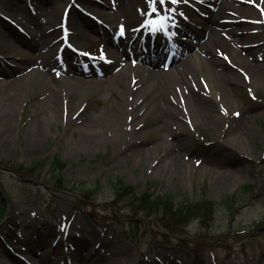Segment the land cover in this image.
<instances>
[{"label":"rangeland","instance_id":"obj_1","mask_svg":"<svg viewBox=\"0 0 264 264\" xmlns=\"http://www.w3.org/2000/svg\"><path fill=\"white\" fill-rule=\"evenodd\" d=\"M150 1L43 0L45 12L56 15L40 21L41 0H0V68L8 74L0 72V82L20 79L14 89L0 86V97L11 101L2 116H15L10 133H0V264H194L196 255L200 264H264V71L251 81L244 68L264 41V0L239 3L241 12L217 9L215 0H155L159 31ZM176 45L190 50L167 66ZM218 49L219 65L210 51ZM194 55L193 83L208 93L191 106L175 73ZM123 64L140 70L143 87L155 84L141 100L132 104L129 75L116 85L124 91L121 114L115 91L84 101L72 93L71 108H62L56 122L40 121L38 147H28L31 121L43 113L37 107L51 86L63 85L62 77L107 78ZM90 117L91 127H82ZM57 157L68 164L60 189L50 181ZM20 165L34 175L18 174ZM117 179L175 206L202 199L217 206L210 220H191L179 236L162 237L159 220L143 213L134 232L136 219L123 203L114 215L108 210L110 180ZM84 189L94 192L80 198ZM41 224L48 227L38 234Z\"/></svg>","mask_w":264,"mask_h":264},{"label":"bare ground","instance_id":"obj_2","mask_svg":"<svg viewBox=\"0 0 264 264\" xmlns=\"http://www.w3.org/2000/svg\"><path fill=\"white\" fill-rule=\"evenodd\" d=\"M43 0H41L40 5H38V8L41 9V14H37L38 20L40 21H45L46 19H50L55 17L56 13L55 12H45L46 6L44 5V3L42 2ZM248 0H215L216 4H217V9H225V10H230V11H234V12H241V6L239 3L245 2ZM239 4V5H238ZM264 5V2H263ZM44 11V12H43ZM215 19V16H213ZM260 19V18H259ZM213 20V19H212ZM258 23L259 21L256 20ZM39 23V22H38ZM43 25V22H40L39 24H36L34 27L36 29H38L39 31L43 32L44 27L41 26ZM175 28L178 29L179 31L181 30V28L179 27V21L176 22ZM174 36L179 35L177 32L173 33ZM168 38V37H167ZM234 42V41H232ZM231 42V43H232ZM21 45L25 46V43L23 41L19 42ZM264 44V41H258L257 42V53L254 57L253 63L249 64L248 67L244 66V68L246 69V71L250 72V80L252 81L254 79V77H258V74L260 73V71H264V58L262 56V53L260 52L262 50L261 45ZM177 46V45H176ZM163 48H166V45L163 46ZM163 48L158 50V52L163 51ZM198 48L201 49H205V45H198ZM225 48V47H223ZM189 49V47H184V46H180L178 45L176 47V53L180 54L181 52L186 53ZM211 51V62L213 64H218V59H220L218 57V55H220V51L221 50H210ZM209 51V52H210ZM8 58H12L13 61H17L20 60V57H14L12 56H8ZM52 59V54L49 53L48 57L45 58V60H43V63L49 62ZM133 59V58H132ZM173 58H170V61L168 63V65L175 63L176 60H172ZM219 65V64H218ZM199 66L198 63V58L196 57V55L192 56L190 59H188L182 66H180L178 68V70H176V75L178 78H180V82L183 84L184 89H188V92H186L187 94H185L184 91V97L186 98V100H188L189 105L193 106L194 103H197L198 101H200L201 96H205V94H207L204 89H201L200 87H198L196 84L193 83V77H194V72L196 71L197 67ZM22 69H18L17 72H20ZM0 72L2 73V75L4 76L6 74V76H8L7 72H4L1 68H0ZM51 71L48 69L47 73H50ZM126 75L131 76L134 79V88L132 91H134L133 93V103L132 104H136L137 100H141L143 95L146 94L148 92V90L150 88H153V86L155 85L154 83H151L149 86H147L146 88L143 87V82L141 79V72L139 69H135V68H131L129 64H123L120 68V70L116 73L111 75L110 77L107 78H97L94 76H88V77H83V78H79V79H63L64 84L60 85V83L57 82V84H54L53 86H51V91L50 93H45V97L41 100L39 106L37 107L41 112L43 111V113H41L39 115V117L33 119L31 121V128L34 129V139L29 140L28 141V147L36 149V147H38L37 142H38V138L41 135V126L39 125L42 120H45L48 123H53L57 121V115L60 114V111H62V108H71L70 102L68 101V99L70 98V94H76L78 95L80 98H82V100H86L92 96H97V95H104V94H108L109 91H115L116 94L114 95V99H113V104L116 105V108L120 111V114L123 112H125V110L120 106L122 104V92L118 91L116 88L117 82L120 80V77H125ZM5 77V76H4ZM11 78V77H10ZM174 78V77H173ZM136 79H139L136 80ZM175 79V78H174ZM9 80V79H8ZM214 81V80H213ZM216 82V81H215ZM20 83V79L13 77L12 79H10L9 81H4V82H0V86L2 88L5 87L6 88H15L19 85ZM216 84L218 85V83L216 82ZM212 88V85H210ZM215 88V86H214ZM212 88V89H214ZM183 89V90H184ZM151 90V89H150ZM124 101V100H123ZM11 103V101H9V99H5L3 96L0 97V119L2 121V126L0 127V133L1 135L4 134H8L10 133V131L12 130V127H10V123H12L14 121L15 116L12 115V113L6 115V116H2L3 112H7L8 111V104ZM131 103H126V105L130 108H133ZM131 104V105H129ZM197 106V105H196ZM197 111L201 114L202 113V108L199 106H197ZM196 108V107H195ZM129 109V108H128ZM166 113L171 114L172 116H175V110H170L167 111L165 110ZM242 115L239 112L235 113V118L237 120L240 119ZM83 120V119H81ZM83 122V121H81ZM86 123L81 124L82 127H91V123H94V120L92 119V117L87 118V120L85 121ZM78 141H80V145L83 146L84 148H89L91 147V143L89 142H81V140L79 139ZM144 156V154H143ZM47 225L45 224H41L40 227L38 228V234H42L47 230ZM92 236L93 234H95V231L91 230L90 233ZM85 241L87 242V239H85ZM88 243V242H87ZM86 250H88V247H86ZM48 251V248L45 246L43 247L42 252H46Z\"/></svg>","mask_w":264,"mask_h":264},{"label":"trees","instance_id":"obj_3","mask_svg":"<svg viewBox=\"0 0 264 264\" xmlns=\"http://www.w3.org/2000/svg\"><path fill=\"white\" fill-rule=\"evenodd\" d=\"M66 166L67 163L60 161L58 157L52 161L50 169L52 177L50 181L56 189L66 187L65 180L61 175ZM14 170L21 176L31 177L34 175L31 168L22 167L21 165L17 166ZM110 184L113 190V200L111 201L108 210L113 212V215L115 214V204L123 203L126 208L130 209L134 218L139 213H143L146 220L152 216L156 217L166 232L161 233L160 235L166 239L170 236L182 235L185 227L191 222V220L197 219L201 220L203 223L210 220V218L213 217L215 207L217 206L213 202L205 199L195 203L175 206L172 203V199L169 197L153 198L147 190L142 194H138L137 189L134 186L121 179L110 180ZM245 188L247 189V187ZM93 192L94 189H84L80 198H88ZM4 198L8 200V195L6 193ZM233 201L234 199L232 197H227L223 202L231 205ZM2 211L3 208L0 209V216L2 215ZM138 221L140 220L130 219V224L131 227H134V232H139L140 222ZM200 247L201 246L198 247V250ZM198 250L195 249V252H198Z\"/></svg>","mask_w":264,"mask_h":264}]
</instances>
